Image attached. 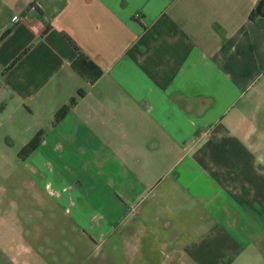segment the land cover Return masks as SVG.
Masks as SVG:
<instances>
[{
    "label": "crops",
    "instance_id": "0c3cea01",
    "mask_svg": "<svg viewBox=\"0 0 264 264\" xmlns=\"http://www.w3.org/2000/svg\"><path fill=\"white\" fill-rule=\"evenodd\" d=\"M258 1L0 0V158L28 171L40 207L104 243L141 255L147 239L151 262L243 264L264 231ZM79 52L101 71L93 82ZM154 134L178 153L150 179L135 166L160 147Z\"/></svg>",
    "mask_w": 264,
    "mask_h": 264
},
{
    "label": "rangeland",
    "instance_id": "374dc122",
    "mask_svg": "<svg viewBox=\"0 0 264 264\" xmlns=\"http://www.w3.org/2000/svg\"><path fill=\"white\" fill-rule=\"evenodd\" d=\"M154 136L160 138V147L139 151L143 163L135 166L140 176L150 179L166 172L178 153L171 148L166 134L165 138L161 134ZM29 180L31 175L23 166L0 158V264H168L166 255L165 259L156 256L157 262L148 261L151 257L146 255L147 239L142 240L143 249L138 255L130 243L118 242L117 235L106 238L104 243L97 234L81 229L70 215L51 211L47 205L40 207L41 200L34 197ZM176 230L182 234L181 241L189 236L185 228ZM152 243L160 247L156 239ZM245 261L243 264H264V231Z\"/></svg>",
    "mask_w": 264,
    "mask_h": 264
},
{
    "label": "trees",
    "instance_id": "16d2710c",
    "mask_svg": "<svg viewBox=\"0 0 264 264\" xmlns=\"http://www.w3.org/2000/svg\"><path fill=\"white\" fill-rule=\"evenodd\" d=\"M258 17H262L264 18V0H259L257 3V6L255 9H253L249 15V18L251 20H254L255 18ZM78 60L88 69H93L95 71V76L93 80H95L96 78H98L101 75V71L95 67V65L83 54L79 52V58ZM18 61V59L16 61H14L10 66L12 67L16 62ZM82 66V65H81ZM82 66V67H84ZM75 68V70L84 76L83 70L82 68L78 67L77 64H75L73 66ZM84 96V91L82 89L78 90L76 95L74 97H72L64 106H62L54 115L53 117V121L51 123V125L53 127H56L69 113L70 111L73 109V107L76 105L77 100L81 97ZM42 136H43V132H38L30 141V143L28 144V147L22 151L23 154H27L28 152L34 150L35 148H37L42 140Z\"/></svg>",
    "mask_w": 264,
    "mask_h": 264
},
{
    "label": "built area",
    "instance_id": "2783aa9c",
    "mask_svg": "<svg viewBox=\"0 0 264 264\" xmlns=\"http://www.w3.org/2000/svg\"><path fill=\"white\" fill-rule=\"evenodd\" d=\"M139 15H136L135 17H138Z\"/></svg>",
    "mask_w": 264,
    "mask_h": 264
}]
</instances>
